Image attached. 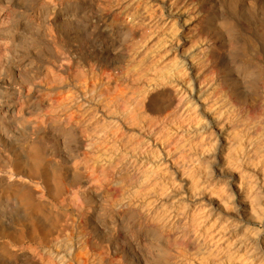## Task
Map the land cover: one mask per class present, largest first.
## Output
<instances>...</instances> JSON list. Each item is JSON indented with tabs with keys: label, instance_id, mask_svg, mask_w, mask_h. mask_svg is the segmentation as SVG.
Returning <instances> with one entry per match:
<instances>
[{
	"label": "bare ground",
	"instance_id": "6f19581e",
	"mask_svg": "<svg viewBox=\"0 0 264 264\" xmlns=\"http://www.w3.org/2000/svg\"><path fill=\"white\" fill-rule=\"evenodd\" d=\"M263 262L264 0H0V264Z\"/></svg>",
	"mask_w": 264,
	"mask_h": 264
},
{
	"label": "rangeland",
	"instance_id": "374dc122",
	"mask_svg": "<svg viewBox=\"0 0 264 264\" xmlns=\"http://www.w3.org/2000/svg\"><path fill=\"white\" fill-rule=\"evenodd\" d=\"M7 90V91H6ZM3 94H2V99L5 101V99H6V101L5 102H7V103H10V104H12V100L14 99V96H15V94H14V92L11 90V89H5L3 92H2ZM5 93V94H4ZM14 94V95H13ZM9 95V96H8ZM12 95V96H11ZM207 142V141H206ZM216 156H218L217 157V160H218V163H217V167L218 168H220L221 167V165L219 166V162H220V160H223L222 158L224 157L223 155H224V153L223 152H220V150H217L216 151ZM221 153V154H220ZM219 154L220 155H222V156H219ZM216 166H215V169L217 170L218 168H217ZM225 166L223 165V168H224ZM221 169H222V167H221ZM220 169V170H221ZM220 170H218V171H216L217 173H215V174H213L214 175V178H211V179H208V178H205V177H207L206 176V174H205V172H204V170H200L201 172H199V175L197 174V175H195L194 177H190V180L193 182H196V183H194V185H200V187H202L203 189H204V186L203 185H205V187L206 186H211L210 188H209V190H207V189H205V191L207 192V193H209V192H211V191H213V190H210V189H214L216 186L217 187H220L221 185H223V187L226 185V181L228 180V178H226V177H224V176H227V174H222L221 175V172H219ZM203 171V172H202ZM202 174V175H201ZM204 175V176H203ZM216 175V176H215ZM221 176V177H220ZM197 177V178H196ZM203 179H202V178ZM193 178H194V180H193ZM196 178V179H195ZM223 178V179H222ZM189 180V182H188V186L186 185V187L189 189V187H192V185H193V183L191 184V181ZM226 180V181H225ZM225 181V182H224ZM201 182H203L202 184H201ZM193 185V186H194ZM216 187V188H217ZM222 187V186H221ZM220 187V188H221ZM186 188V190H188ZM206 188H208V187H206ZM190 198H191V196H190ZM154 200H156V199H153V201ZM191 200H192V198H191ZM157 202V201H156ZM156 202H154V204L156 203ZM152 206V205H151ZM188 211H189V209H188ZM216 212H217V210H216ZM215 211L213 212V214L208 218V219H206L205 220V222L203 223V224H205V229L206 230H210V231H213V230H215V229H217V231H218V228H221L222 226H220L219 227V225H223V224H225V225H227V224H229V221H228V219L227 220H225V222H223V220L224 219H220V215L221 214H218V212H219V210H218V212L216 213ZM215 213V214H214ZM218 216V217H217ZM227 221V222H226ZM218 223H219V225H218ZM216 227V228H215ZM208 228H210V229H208ZM212 228V229H211ZM251 228H254V229H259V228H261V226L260 225H258V224H255L254 222H252L251 223ZM252 230L253 229H250V231L252 232ZM216 231V230H215ZM255 237H257V236H254V237H252V238H255ZM264 263V262H263Z\"/></svg>",
	"mask_w": 264,
	"mask_h": 264
}]
</instances>
